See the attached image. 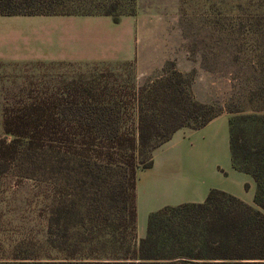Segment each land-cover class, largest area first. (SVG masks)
<instances>
[{
	"label": "trees",
	"instance_id": "trees-1",
	"mask_svg": "<svg viewBox=\"0 0 264 264\" xmlns=\"http://www.w3.org/2000/svg\"><path fill=\"white\" fill-rule=\"evenodd\" d=\"M104 1L0 0V16H107L119 23L128 10L135 15L136 0ZM262 31L264 37V24ZM251 69L238 80L250 110H230L229 125L233 167L254 178L256 207L212 190L203 204L151 213L139 239V171L153 166L155 152L178 131L200 129L222 113L207 116L211 107L193 101L187 75L168 77L167 69L141 85L92 71L36 91L32 104L6 106L0 175L30 170L25 161L36 159V177L53 176L58 191L46 204L47 242L64 254L61 264H264V53ZM199 226L210 239L196 253L187 234Z\"/></svg>",
	"mask_w": 264,
	"mask_h": 264
},
{
	"label": "rangeland",
	"instance_id": "rangeland-1",
	"mask_svg": "<svg viewBox=\"0 0 264 264\" xmlns=\"http://www.w3.org/2000/svg\"><path fill=\"white\" fill-rule=\"evenodd\" d=\"M124 2L131 5L129 0ZM135 10V15L128 10L120 21L136 19L138 38L146 45L140 65L134 61L0 64V138L5 137L6 106L32 104L36 91H54L92 71L113 72L141 85L167 69L168 77L173 72L187 75L184 81L193 101L211 107L207 116L249 112L238 80L252 76V62L264 53V0H136ZM24 165L30 170L20 171V166L0 175V264H61L64 254L47 242L46 204L58 191L53 176L36 177V159ZM187 238L191 250L199 253L210 236L199 226Z\"/></svg>",
	"mask_w": 264,
	"mask_h": 264
},
{
	"label": "crops",
	"instance_id": "crops-1",
	"mask_svg": "<svg viewBox=\"0 0 264 264\" xmlns=\"http://www.w3.org/2000/svg\"><path fill=\"white\" fill-rule=\"evenodd\" d=\"M145 47L135 18L115 23L107 16H0V64L140 65ZM229 120L221 113L200 129L178 131L155 152L153 166L139 171V239L147 235L151 213L203 204L212 190L256 207L254 178L233 167Z\"/></svg>",
	"mask_w": 264,
	"mask_h": 264
}]
</instances>
